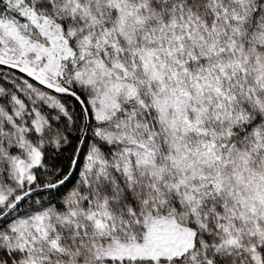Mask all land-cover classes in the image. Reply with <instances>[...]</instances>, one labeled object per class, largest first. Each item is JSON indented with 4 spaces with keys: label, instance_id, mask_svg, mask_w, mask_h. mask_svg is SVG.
Wrapping results in <instances>:
<instances>
[{
    "label": "snow or ice",
    "instance_id": "6c2138e0",
    "mask_svg": "<svg viewBox=\"0 0 264 264\" xmlns=\"http://www.w3.org/2000/svg\"><path fill=\"white\" fill-rule=\"evenodd\" d=\"M0 264H264V0H0Z\"/></svg>",
    "mask_w": 264,
    "mask_h": 264
}]
</instances>
